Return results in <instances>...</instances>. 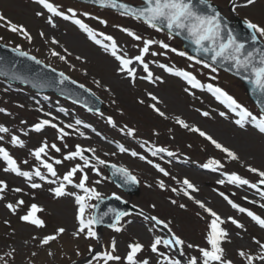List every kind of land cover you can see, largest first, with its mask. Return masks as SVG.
<instances>
[{
	"label": "rangeland",
	"instance_id": "1",
	"mask_svg": "<svg viewBox=\"0 0 264 264\" xmlns=\"http://www.w3.org/2000/svg\"><path fill=\"white\" fill-rule=\"evenodd\" d=\"M62 1L72 5L74 4L77 9L87 7L71 0ZM218 1L222 3L224 12L229 14L226 5L227 0ZM65 2H60V6L66 11L69 6ZM0 8H4L6 13L7 11L10 12L7 15L14 23L26 24L30 28V33L33 37L31 41L27 40L25 42L26 46H24L21 40L16 38L9 37L7 38L8 41L16 44L20 43L22 47L27 48L31 53L41 58L46 59V56H48L46 59L48 64L64 70L75 77V79L102 97L109 107L108 111L101 112L102 115L101 113L89 114L79 108V106L67 100H62L54 94L41 95L25 86L17 84L7 86L0 79V93L2 96L0 108L6 110L4 113L0 112V125L9 129L7 133L1 134L3 140H0V146L16 155L23 170H31L33 167L39 166V162L30 155V152L39 147L45 139L49 145L56 143L57 146L61 147V152L49 149V156L57 159H63L62 154L73 151L77 144L84 148H94L95 155L99 156L102 160L116 163L137 174L143 191L140 197L131 199L132 203L138 206L143 212L156 214L165 221H171L169 226L177 235L186 241V244L191 243L199 245L200 247H208L206 237L210 230L209 221L203 220L202 211L194 206L193 200L189 198L187 200L181 191L177 193L180 196L178 198H183L182 200L172 195L174 192L171 191V188L179 189L182 186L179 182H182L183 178L189 177L194 182H198V191L194 194L196 199L203 200L205 205L217 209L221 214V218L226 219L227 215L233 216L238 220L240 218V222L245 225L244 229H239L233 224H226L227 227L225 229L229 232V237L234 239L231 242H227L228 244L223 245L226 249L227 257L232 259L234 264H248L245 258L238 255L239 250L243 249L253 257L252 264H264V261L259 259L261 255H264V249H261L256 243V241L264 243V230H260L256 225L248 221V217L228 206L224 202V197L220 195L221 192L225 194V188H229L234 192L236 197H239V199H236L239 203L249 206L247 200L259 201L264 204V198L261 197L260 193L248 185L231 186L226 180L222 186L216 185L215 183L209 185L205 181L207 178L206 175L186 165L185 162L177 164V160L182 159L198 165H203L212 159H216L224 167L218 170V174L207 172L215 177L216 180L225 179L224 172H236L244 178H247L251 183H254L260 178L256 173L250 172L248 166L250 165L264 171L263 135H259L251 124H246L244 128H240L234 123L235 116L228 115L216 103H212L213 98L206 89L203 91H194L178 77H175L177 80H172L174 76L169 75V73L158 67L157 64L153 63L150 69L156 75H160L163 78V83L158 82L157 84H152L138 78L135 86H133L129 79L118 74V61L110 53L105 52L101 46L90 40L82 30L60 17H54L56 27L48 25L46 23V17L49 13L34 3L33 0H0ZM36 11H43L45 13L44 17H37L35 15ZM83 12L92 14V12L97 11L95 9H87L85 11H78L77 13L80 14ZM100 13L102 16H105L110 11L103 10ZM82 17L87 19L88 21L86 23L92 24L97 32L112 35L120 48L124 52H127L129 56L138 54L139 49L136 45L140 47L143 45L141 42L133 40L126 33L120 31L116 27L117 25L128 27L145 38L166 42V34L152 29L142 21L134 18L125 16L117 17L119 19L114 22L117 24L110 25L111 27L108 29V31L115 32L108 34L107 30L101 29L96 23H93L95 21L91 16ZM259 17H256V14H254V18L259 19ZM41 30L45 33L44 37L39 36ZM52 37L59 40L60 44L64 48H67L68 53L71 55L65 53L60 46L52 44ZM53 50L66 56V60H61L59 57L53 56ZM151 51L161 53L166 50L161 49L159 45H153ZM76 57H81V59H77ZM150 61H157L163 64L167 63L170 66L192 70L189 63L168 55V52L166 55H150ZM142 75H144L143 72L139 73L138 76ZM200 76L204 84L205 82H209L208 77ZM96 81H99V84ZM185 89H189V91H185ZM237 90L241 92V90ZM148 92L153 93L162 101L157 106L165 112L167 118L160 117L149 107L154 101L147 95ZM205 98H207L206 102ZM140 100H143L144 103H139ZM60 109H64L65 111H60ZM205 111L209 112V116L205 117L202 115ZM220 112H225L227 115L220 116ZM46 113H52L57 118L53 122L60 124L61 127L65 124H74L76 119H80L84 124H89L92 127L84 128L83 124L78 126L85 133L84 136H80L73 129H66L71 134L65 137L64 141H60L57 139V130L50 126H46L41 132L32 130V126L41 119H51V117L45 115ZM109 116L113 118L115 126L108 123L107 118ZM177 117L183 119L190 128L195 126L207 130V133L219 143L236 152L239 159L231 160L227 157L226 153L217 149L209 140L200 136L199 133L178 125L176 123ZM125 125L129 128H134V134L128 135L126 130L122 132L120 129L124 128ZM13 135L23 139L25 146L19 147L13 145L11 143ZM64 144L67 145L66 148L63 147ZM120 144L126 146L125 148L129 149V151H136L147 157L149 155L141 147L143 144H147L151 148L164 147L176 153L175 157L162 155L163 159L160 158V154L155 157L150 156L155 160V163H160L176 179H165L161 173L145 160L139 159L138 156L134 157L127 152H120L118 147ZM169 159H174V161L169 164L167 163ZM25 160L28 161L27 164L22 163ZM78 162L80 161L65 160L62 164L55 165V167L58 174L62 175ZM93 162L95 161L93 160ZM5 164V161L0 159V179L5 180L8 184V188L3 193L4 199H0V256H3L8 264H26L29 261L32 262L31 264H34V259L38 254L47 255V246L39 247L38 240L33 241L32 236L42 237L43 235L51 234L58 227L67 229L64 233V245L67 246L68 252L73 253L75 247H80L88 241L83 236L80 238L69 237L77 226L75 217L77 206L74 203L73 197L54 199L47 191L49 187H54V185L47 183H44L40 189H31L23 177L16 176L10 171H5ZM98 167H100L103 176L102 183L93 185L91 182L101 179V177H98L95 172L89 170L90 186H95L102 196L116 193L129 200L130 197L108 178L107 170L104 166L98 165ZM41 170L45 171L43 169ZM161 179L167 185L165 189L159 188L156 183ZM35 182L43 183L38 178H35ZM148 185H151V187H148ZM16 187L23 188L24 192H14L13 189ZM68 190L75 191L70 186ZM21 198L25 200L26 206L31 203L42 206L43 211L38 213V215L45 220L44 228L38 229L19 220L18 217L24 214L26 206H23L17 215L11 214L5 207L6 203L15 202ZM172 200H176L177 203L172 204ZM95 201L93 199L90 203H95ZM152 204L156 205L154 209L151 207ZM179 204H185L186 207L182 209L179 207ZM225 204L228 207L227 210L221 211L218 209V206H226ZM5 220L11 222L10 226L4 223ZM129 220L132 223L126 224L125 230L120 233L106 229L107 240L111 241L112 237H116L119 251L123 253L128 250L127 245L130 242L138 240L145 245V251L139 254L138 259H145L150 251L149 245L152 242L153 236H165V232L161 226L149 232V228L154 222L145 221L141 214L126 216L122 223H126ZM166 233L168 234L167 229ZM51 244L54 246L55 251L61 252L59 239ZM161 247L160 249L169 256L175 257L177 254L180 255L175 250L170 251L168 248ZM43 250H45V253L42 252ZM9 252L12 255L6 256L5 254ZM33 252H36L37 255L32 256ZM183 256L185 260L191 256H197L199 258L200 253L197 249H189L185 245ZM45 259L47 261L51 260L48 256H45ZM154 262L167 264L166 261L162 262L156 256H153L152 263ZM0 264H3V261H0Z\"/></svg>",
	"mask_w": 264,
	"mask_h": 264
},
{
	"label": "snow or ice",
	"instance_id": "2",
	"mask_svg": "<svg viewBox=\"0 0 264 264\" xmlns=\"http://www.w3.org/2000/svg\"><path fill=\"white\" fill-rule=\"evenodd\" d=\"M34 3L41 6L44 10L49 13L46 17V23L51 27H56L54 17H60L65 21H71L74 25L78 26L80 30L87 34V37L92 40L95 44L101 46L103 50L107 53H110L112 57L118 61V74H121L124 78L129 79L130 83L135 86L136 80L139 78L141 80L150 82L152 84L163 83L164 80L160 75H156L149 67V63L157 64L158 67L163 69L165 72L174 75L176 77L182 78L187 82L191 88L196 89H206L211 93L217 101L223 104L228 110L234 113L238 118L235 119L234 123L240 128H244L246 124H251L261 134H264V102L261 104V111L258 114H254L246 106L241 104L234 96L229 94L228 91L214 85L213 83L204 84L196 75L191 71L185 69L177 68L170 66L168 64L158 63L157 61H146L145 57L149 54L153 56L166 55L167 51L176 53L179 56L187 57L190 61H195L197 64H201L204 68L210 69L211 73L218 72V68L214 66L219 64L223 67L225 62L230 64L229 70H235L237 75H242L243 79L246 80L249 84L252 85L253 89L264 95V48L255 47L257 41L264 39V23L254 22L252 19L245 18L243 23L247 30H249L250 35L248 38L239 37L234 29L228 26L226 18L223 16L222 12L218 10L210 0H143V5L141 7H131L128 4L118 3V0H93L94 3H98L102 6H111L113 8H120L123 11L122 15L130 16L138 21H143L148 27L155 29L157 31L167 30L168 38L171 40L175 35L185 34V39L189 40L192 44L195 45V51L209 54V59L212 63H208L205 60L197 59L195 56L188 55L185 51H180L175 47H172L169 43L163 40H155L151 38H145L137 32L133 31L128 27H123L117 25L120 31L126 33L133 40L141 42L142 47H138L139 52L137 55L129 56L127 52H124L118 45L116 39L112 35H107L103 32H97L92 27L89 26L80 16L89 17L91 14L89 12H83L78 14L77 10L74 8H67V10H62L59 5H56L52 0H33ZM231 4V11L236 12L238 8H252L255 7L258 3V0H229ZM35 15L37 17H44L45 13L43 11H36ZM97 19L101 24L107 25V21L100 19L99 17H93ZM0 21L4 22V26L8 27L11 32L18 33L24 36L28 41L32 40V36L29 33L28 29L23 24L13 23L11 20H8L7 17L0 13ZM40 37H44L45 33L43 30L39 32ZM102 38V39H101ZM249 41L253 46H249ZM51 43L58 45L63 48L64 52L68 55L67 48H64L60 44V41L55 37L51 38ZM153 45H159L161 49L166 50L165 52H152L151 47ZM21 56H29L30 59L40 63L41 61L37 60L35 56H30L29 53L24 52L20 49L19 46L13 49ZM53 56L59 57L61 60H66V56L61 55L59 52L53 50ZM81 59V57H76ZM138 68H141L144 75L138 76ZM55 71V69H53ZM61 83L64 80L69 79L65 76L64 73H60ZM212 80L217 79L216 76L210 77ZM75 83V81H73ZM99 84V81H96ZM81 88L84 85H80ZM189 91V89H185ZM147 95L154 101L150 108L156 112L160 117H165V112L157 106L158 103H162L159 98L151 92H148ZM115 103V101H113ZM139 103L143 104L144 101L140 100ZM22 107V105H21ZM6 111L3 108H0V112ZM42 111V109H41ZM60 111H65L60 109ZM45 115L51 117V119H41L38 123L32 126V130L36 132H41L46 126H50L57 130L58 136L57 139L64 141L65 137L69 136L71 133L66 131V129H73L80 136H84L85 133L80 130L78 126L83 124L84 128H91L89 124H84L80 119H76L74 124H65L63 127L58 123L53 121L57 118L53 116L52 113H46ZM102 115V113H101ZM205 117L209 116V112L205 111L202 113ZM220 116H226L225 112H220ZM110 125L115 126V122L112 117L107 118ZM176 123L183 128H187L190 131L199 133L200 136L205 137L209 140L217 149H220L222 152L227 154V157L231 160H238L239 157L236 152L232 151L228 147H225L223 144L219 143L211 135H208L206 132L202 131L200 128L189 125L181 118H176ZM122 132L127 131L128 135H132L135 132L134 128H129L127 125L124 128L120 129ZM8 128L0 125V133H7ZM94 131V129H93ZM0 140H3V136H0ZM11 143L13 145L24 147L25 141L19 136L13 135L11 138ZM63 147H67L66 144ZM120 152H127L129 149L125 148L123 145H119ZM49 149L55 150L56 152H61V147L57 146L56 143L49 145L45 139L41 145L30 152V155L39 162V166L33 167L31 170H23L20 166V163L2 146H0V159H3L7 167L5 171H10L16 174L19 177H23L28 183L31 189H40L43 187L44 183L49 185H54V187H49L47 191L53 196L54 199H59L63 197H73L74 203L77 206L76 211V221L77 226L72 232V236L75 238H80L83 236L85 239H99L98 233L96 231L95 225L101 224L103 218L90 214L88 209H95L98 207L97 204L90 203L93 199L99 201L104 199L102 194L97 190L95 186H90L88 171H93L101 179H97L94 182H91L93 185H98L102 183L103 176L98 165H105L107 161L102 160L99 156L95 155L94 148H84L81 145H75L73 151H68L63 153V159H57L55 157L49 156ZM152 156H158L161 153H167L168 157H175L176 153L169 151L164 147H153L150 148ZM92 153V157L85 155V153ZM115 155V153H113ZM131 155L139 159L145 160L149 165H152L159 173H162L163 176H170L171 173L166 170L160 163H155L153 160L148 159L147 156L141 155L136 151H132ZM163 159V157H160ZM93 159L95 162H93ZM65 160L67 161H77L71 168H69L62 175H59L55 165L62 164ZM27 164L28 161L25 160L22 162ZM167 163L171 164L172 160L169 159ZM115 172L120 173L126 178V182L137 184L139 180L135 175H133L127 168L112 166ZM203 168H210L214 171L223 168L219 160L212 159L208 163L201 165ZM41 169L45 170L42 171ZM248 170L252 173H256L260 178L258 183H251L247 178L239 175L236 172H224L223 175L227 178V182L237 186L248 185L253 189H257L260 192L262 198H264V191H262L258 185H264V171L248 166ZM35 178H38L39 181L43 183L35 182ZM172 179H176L172 177ZM78 181V182H77ZM157 185L161 189H165L167 185L164 180H158ZM181 189L171 188L172 192L183 191V194L187 196L190 200H193L201 209L209 213L212 217L209 232L207 234L206 240L208 247H200L199 245H194L187 243L181 236L177 235L172 228L169 226L171 221H165L160 219L158 216H149L144 215L143 219L145 221L154 222L149 228V232H152L158 225H163L164 229H167L168 236L154 235L151 244L149 245L152 253H156L158 256H161L167 264H234L232 259H229L226 255V249L223 245L226 242H231L229 237V232L222 227L221 225L226 222H231L239 229H244L245 225L241 223L238 219L229 216L227 221L221 216L213 211L211 208H208L205 203L199 199H196L192 192L198 191L196 186L188 179L184 178L182 182ZM218 184H224L225 179H220L217 181ZM69 186L79 190V191H69ZM151 187V185H148ZM8 188V184L5 180L0 179V199H4L3 193ZM191 190V191H189ZM16 193H23L24 189L16 187L13 189ZM116 199H120L116 193L112 194ZM227 202L232 206V208L238 210L240 213H246L248 217L251 218L261 229H264V218L260 215H257L255 212L240 206L239 204L233 202L229 199L223 192L220 193ZM247 199V197H245ZM172 204H176V200L171 201ZM26 206L24 199H18L15 202H8L5 204V207L8 211L17 215L18 211ZM151 207L154 209L155 204H152ZM180 208H185V204H179ZM264 207V205H261ZM42 206L31 203L26 206V211L23 215H19V220L23 223L30 224L35 228L42 229L45 227V220L42 219L38 213L42 212ZM111 211V210H110ZM108 215V213H104ZM127 212H117L114 217V222L107 225L108 228L113 230L116 233H120L125 230L126 224L132 223V221H127L122 223V218L128 216ZM4 223L10 226V221L5 220ZM67 231L64 227H58L51 234L43 235L42 237L32 236L33 241L38 240V246L44 247L50 245L52 242L57 241L60 236H62ZM27 243V241H25ZM261 249H264V243L256 241ZM192 249L195 248L199 251L200 256H191L186 261L182 262L179 258H172L166 253L160 251V247L168 249L178 250L180 256L184 255V247ZM128 251L123 257L118 252L117 239L112 237L111 241L105 251L102 253L96 254L94 256L95 260H102L103 264H149L148 259H138V254L145 251V245L139 242L138 240H133L127 245ZM91 245L89 246V251H91ZM14 251V250H13ZM79 254V253H77ZM6 256H11L12 253H6ZM37 255L36 252L32 253V256ZM49 256L54 255L51 251L48 252ZM238 255L242 258H245L248 261V264H252L253 257L246 253L243 249L239 250ZM260 260L264 261V255L259 257ZM0 261H3V264H8L7 260L3 256H0ZM159 264V262H158Z\"/></svg>",
	"mask_w": 264,
	"mask_h": 264
}]
</instances>
